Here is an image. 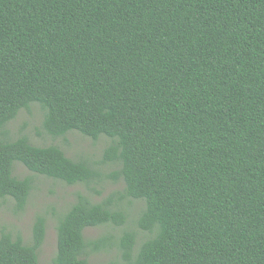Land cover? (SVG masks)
I'll use <instances>...</instances> for the list:
<instances>
[{
	"label": "trees",
	"instance_id": "trees-1",
	"mask_svg": "<svg viewBox=\"0 0 264 264\" xmlns=\"http://www.w3.org/2000/svg\"><path fill=\"white\" fill-rule=\"evenodd\" d=\"M33 104L55 141L107 138L100 164L125 185L58 216L54 264L110 246L129 264H264V0H0V199L19 213L35 183L15 163L67 186L104 175L10 137ZM124 199L144 203L140 247L135 230L87 240L127 224ZM46 238L44 215L29 244L3 231L0 264H41Z\"/></svg>",
	"mask_w": 264,
	"mask_h": 264
},
{
	"label": "rangeland",
	"instance_id": "rangeland-1",
	"mask_svg": "<svg viewBox=\"0 0 264 264\" xmlns=\"http://www.w3.org/2000/svg\"><path fill=\"white\" fill-rule=\"evenodd\" d=\"M44 113L38 104H33L30 110L20 112L16 120L9 124L10 137H27L34 146L44 147L56 144L60 146L72 159L88 158L102 170V181L99 185L86 187L84 184L67 186L58 181L38 176L27 170L21 163H15V175L34 179V189L22 213L16 211L15 202L0 199V237L3 231L14 236L20 235L25 243L32 240V228L38 215L47 218V238L40 254L41 264H54L53 260L57 251V221L58 216L65 214L75 203L77 196L83 194L93 203H101L111 195L124 192L125 185L122 181L114 182L107 175L116 168L115 165H101L103 150L109 145L107 138H101L98 142L83 137L77 132H72L58 140H53L43 129ZM18 139V138H17ZM100 193V194H98ZM128 216L127 224L123 227L106 225L90 228L85 231L87 240L92 241L101 237H113L117 241L126 231H138L136 248L149 237V234L141 232L136 226L139 215L144 209L141 201L124 199L117 202ZM88 261L91 264H129L124 260L123 254L118 246H110L104 250L90 253Z\"/></svg>",
	"mask_w": 264,
	"mask_h": 264
}]
</instances>
